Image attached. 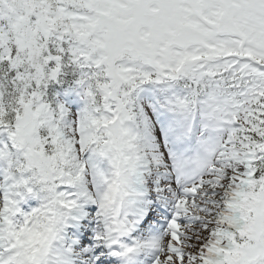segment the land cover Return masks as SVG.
<instances>
[{"label":"snow or ice","instance_id":"1","mask_svg":"<svg viewBox=\"0 0 264 264\" xmlns=\"http://www.w3.org/2000/svg\"><path fill=\"white\" fill-rule=\"evenodd\" d=\"M0 264H264V0H0Z\"/></svg>","mask_w":264,"mask_h":264}]
</instances>
